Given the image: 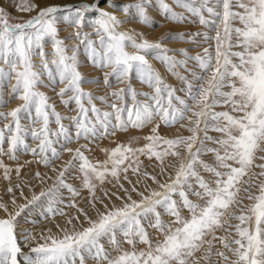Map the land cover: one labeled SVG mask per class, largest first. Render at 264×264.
<instances>
[{
  "label": "snow or ice",
  "instance_id": "6c2138e0",
  "mask_svg": "<svg viewBox=\"0 0 264 264\" xmlns=\"http://www.w3.org/2000/svg\"><path fill=\"white\" fill-rule=\"evenodd\" d=\"M150 8L167 21L206 30L153 40L123 29L132 20L153 26ZM18 10L35 15L12 22L0 7V103H7L5 85L10 99L21 101L0 112V155L18 160L23 150L33 156L27 164L55 175L36 171L32 179L47 186L25 195L31 188L21 175L25 164L13 168L0 159L9 197H0V264H264V0H81L62 6L21 0ZM60 22L74 29L68 37H60ZM69 39L79 44L69 46ZM168 39L202 51L171 48ZM81 45L110 89L103 95L83 88L100 80L81 72ZM150 56L182 87L167 83ZM45 75L53 91L59 88L61 102L70 111L76 106L75 115L57 111L40 90ZM134 75L152 91H138ZM113 80L124 87H113ZM149 125L146 143L103 149L102 161L86 154L88 144L67 146ZM161 125L175 127L176 134L163 135ZM65 152L71 158L55 166ZM141 156L154 159L159 170L147 171ZM77 174L87 198L68 182ZM112 181L116 191L103 188ZM64 191L71 196L67 204Z\"/></svg>",
  "mask_w": 264,
  "mask_h": 264
},
{
  "label": "rangeland",
  "instance_id": "374dc122",
  "mask_svg": "<svg viewBox=\"0 0 264 264\" xmlns=\"http://www.w3.org/2000/svg\"><path fill=\"white\" fill-rule=\"evenodd\" d=\"M32 2L38 4V1H36V0H32ZM80 2H81V0L73 2V3H64V4H57V5L62 6L65 4H78ZM122 2H129V0H117V3H122ZM168 2L172 3V0H168ZM20 3H21V0H0V7H4L10 13V15L12 17V22H19L20 20H27L32 15H35V12L27 13V12H23V11L18 10V6ZM104 6L107 7V5H104ZM173 7H175V5H173ZM107 10L116 11L113 8H107ZM176 10L177 11H183V9H180V8H176ZM149 12L155 19V24L153 26H147V25H144L142 23H137L135 20H132L131 22L126 23L123 26V29L134 28L136 31L143 32L148 38L153 39V40L158 39L161 36H166L168 33L185 32V33L190 34V33H194L197 31H205L206 30L203 26H201L199 24H191V23L178 24L175 22L167 21L166 19L163 18L162 15L158 14L157 12H155L151 8L149 9ZM116 14L118 16H120L122 19L125 17V14L122 11H116ZM58 27L60 28L59 34H60L61 38L68 37L69 34L74 31V29L71 26H69L68 24H66L64 22H60L58 24ZM84 31L92 33L93 28L92 27H85ZM92 39H97V37L95 35H92ZM66 43L69 46H72L75 44H79V41L74 40V39H69L66 41ZM166 43L171 48H186V49H188V51L192 55H195L196 53L202 51V48L194 47L187 40L168 39V40H166ZM204 46H207V45H204ZM129 50L131 51L132 49H129ZM46 51L48 53H51V51H52L51 45L46 46ZM70 51H71V48H70ZM79 56H80V61H81L80 70L83 73V75L89 80L96 79V78H99V80H100L99 84L85 82L83 84V88L86 91H91L97 95H103L105 92L110 91V89H107L103 86V74H102V72L98 68H95L93 65H91L88 62L87 57H86V53L84 52V49H83V45L80 46ZM48 58L51 59L52 58L51 55H49ZM178 58H183V57H178ZM35 59H36L37 70H41L40 69V63H39L40 58L36 57ZM149 59L154 64V66L157 68V70L160 71L161 75L164 77V79L167 81V83L173 85L176 88L182 87L181 82L174 75H172L170 72L167 71L166 66L161 64L159 61L152 59L151 56L149 57ZM178 70L184 75H189V78H191L190 74L185 72L183 68H180ZM43 79H44L45 83H44V86H41L40 90L45 92L51 98L50 102L56 105L57 111L61 112L63 115H66V116L67 115H75L76 113H75L74 109L76 106L74 104L71 105L70 108L73 110L70 111L69 107H66L61 102V98L56 94L59 91V88L57 87L56 90L53 91V88L49 83L48 77L45 75L43 77ZM132 84L138 91H141V92L152 91L147 85L142 84L135 77V75L133 76ZM59 87H63V85H59ZM113 87H124V85L118 84L117 82H115L113 80ZM10 93H11L10 86L5 85L3 88L2 94H3L4 101H7V103H0V112L9 111L11 108L16 107L17 105H19L21 103V101H19L17 99H10ZM179 94L184 95V93H182V92ZM140 99H144V97H140ZM97 106L106 109V106L101 104L99 101H97ZM217 110H223V109L218 108ZM24 123L27 124L28 121L25 120ZM64 123L67 125L70 122L68 120H65ZM51 126L53 128L56 127V125L54 123ZM151 128H152V125H149L143 129L130 128L126 132L117 131L114 136L98 139L94 142H89V141H86L84 139H80L78 142L70 143L67 146L75 149L76 147H79L80 145L88 144V147L91 149V151L86 153V154L89 155L90 158H92V159L102 161L106 158L103 149H111L119 143H128L129 141H132L133 146H135V147L142 146L144 143H146L144 137L150 134ZM176 131H177V129L175 127L167 128V127H164L163 125H161V133L163 135L172 136V135L176 134ZM182 132L184 135L189 134L186 130H182ZM209 135L215 136L218 134L215 132H210ZM28 143L31 144L32 146H35V144H36V142L31 140V139L28 140ZM17 156H18V160H11L8 157L2 156V155H0V159H3L6 164L10 165L13 168H15L17 166V164H25V167L23 168L21 175H22L24 180L31 182V188H29V187L24 188L25 195L30 196L31 191L33 189L36 192H39L42 187L47 186V185H40L37 180L32 179V176L34 175V173L36 171H39L41 173H48L49 175H53V176L55 175L54 173H52L50 171L49 168H46L43 165L36 164L35 162H33L31 164H27L26 163L27 161H33V156L30 153H25V152H23V150H21L17 153ZM70 158H71V155L69 153L65 152L63 154L62 159L55 162V166H59V165L63 164L65 161L69 160ZM203 158L211 160L210 155L205 156ZM140 159L143 160V166L147 171L154 172V171L159 170L156 167L157 162L154 159L149 160L143 156H141ZM2 172H3V170L0 169V197L7 200L9 197L5 195L4 190H5V187L7 186L8 182L3 178ZM129 179H132L133 181H135V179H136L131 174V172L129 173ZM13 182H16V177H15L14 172H13ZM68 182L73 184L77 188H80L81 197H83V198L88 197V195H89L88 191L86 189L81 188V180H80L78 174L75 175L74 178L70 176ZM51 183H52V181H48V184H51ZM113 184H115V181H112V183L106 182L103 185V188L110 191V192L116 191V188L113 187ZM127 186L128 185L125 183V187H127ZM101 194L102 193L98 190L97 195H101ZM63 196H64L65 204H67L70 201L71 196L67 191H64ZM21 202H23V201H21ZM78 203L80 204L81 207H85L87 200L86 199H78ZM117 203H119V201H117ZM65 210L70 214L75 211L72 208H66ZM185 215H187V212H185ZM58 219H59V217H58ZM165 219H167V217H165ZM41 226H43V224ZM25 227H30V225H25ZM125 247H127V245H125ZM89 264H91V262H89Z\"/></svg>",
  "mask_w": 264,
  "mask_h": 264
},
{
  "label": "bare ground",
  "instance_id": "6f19581e",
  "mask_svg": "<svg viewBox=\"0 0 264 264\" xmlns=\"http://www.w3.org/2000/svg\"><path fill=\"white\" fill-rule=\"evenodd\" d=\"M38 1V4L41 6H44L46 4H64V3H73L79 0H36ZM26 16V15H25ZM28 250L25 248V251Z\"/></svg>",
  "mask_w": 264,
  "mask_h": 264
}]
</instances>
